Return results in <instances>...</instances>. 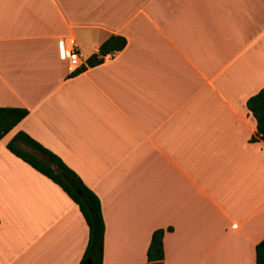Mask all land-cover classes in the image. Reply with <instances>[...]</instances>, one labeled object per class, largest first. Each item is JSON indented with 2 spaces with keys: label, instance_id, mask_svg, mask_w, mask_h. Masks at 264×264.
Returning a JSON list of instances; mask_svg holds the SVG:
<instances>
[{
  "label": "crops",
  "instance_id": "crops-1",
  "mask_svg": "<svg viewBox=\"0 0 264 264\" xmlns=\"http://www.w3.org/2000/svg\"><path fill=\"white\" fill-rule=\"evenodd\" d=\"M110 35L124 46L87 65ZM260 88L264 0H0V107L27 110L0 138V264H78L88 234L6 148L19 130L98 198L101 264H145L157 228L162 264H254L264 142L245 100Z\"/></svg>",
  "mask_w": 264,
  "mask_h": 264
},
{
  "label": "trees",
  "instance_id": "trees-1",
  "mask_svg": "<svg viewBox=\"0 0 264 264\" xmlns=\"http://www.w3.org/2000/svg\"><path fill=\"white\" fill-rule=\"evenodd\" d=\"M124 43V38L119 35L108 36L99 44L97 53L87 57L86 64L94 65L100 62L105 53L120 50ZM81 69H83L82 66L75 72ZM245 106L254 117L256 134L264 142V88H260L248 96L245 100ZM26 113L27 110L22 107H0V138ZM5 146L13 155L57 184L77 205L88 232L86 244L78 264H83L86 260L89 261V264H101L104 225L96 195L83 184L80 178L58 156L44 148L26 133L20 130L16 131ZM166 229L169 230V228ZM163 232V228H157L151 232L145 250V264H162L161 237ZM254 264H264V238L254 246Z\"/></svg>",
  "mask_w": 264,
  "mask_h": 264
},
{
  "label": "built area",
  "instance_id": "built-area-1",
  "mask_svg": "<svg viewBox=\"0 0 264 264\" xmlns=\"http://www.w3.org/2000/svg\"><path fill=\"white\" fill-rule=\"evenodd\" d=\"M64 56L68 73L75 72L83 64L79 49L72 40H69L68 44L65 46Z\"/></svg>",
  "mask_w": 264,
  "mask_h": 264
},
{
  "label": "water",
  "instance_id": "water-1",
  "mask_svg": "<svg viewBox=\"0 0 264 264\" xmlns=\"http://www.w3.org/2000/svg\"><path fill=\"white\" fill-rule=\"evenodd\" d=\"M83 264H89V261L88 260H86Z\"/></svg>",
  "mask_w": 264,
  "mask_h": 264
},
{
  "label": "snow or ice",
  "instance_id": "snow-or-ice-1",
  "mask_svg": "<svg viewBox=\"0 0 264 264\" xmlns=\"http://www.w3.org/2000/svg\"><path fill=\"white\" fill-rule=\"evenodd\" d=\"M62 55H63V53H62Z\"/></svg>",
  "mask_w": 264,
  "mask_h": 264
}]
</instances>
